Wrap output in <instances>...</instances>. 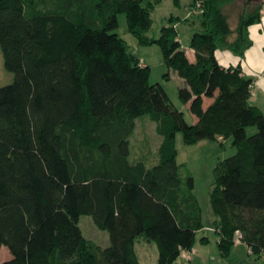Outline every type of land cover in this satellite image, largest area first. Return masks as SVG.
I'll return each instance as SVG.
<instances>
[{
  "label": "trees",
  "instance_id": "16d2710c",
  "mask_svg": "<svg viewBox=\"0 0 264 264\" xmlns=\"http://www.w3.org/2000/svg\"><path fill=\"white\" fill-rule=\"evenodd\" d=\"M162 1L0 0V50L13 75L0 86V248L10 253L0 264H140L137 241L156 244L157 264H180L203 221L194 179L176 160L178 132L186 144L231 140L235 152L215 163L209 189L217 250L225 258L243 242L264 255V115L249 101L254 79L215 54L243 56L264 0H242L236 27L224 10L231 0H193L202 31L191 37L192 57L172 24L187 18L148 34ZM120 13L183 79L178 95L193 124L115 32ZM143 115L161 139L150 166L132 160ZM83 215L108 245L83 234Z\"/></svg>",
  "mask_w": 264,
  "mask_h": 264
},
{
  "label": "rangeland",
  "instance_id": "374dc122",
  "mask_svg": "<svg viewBox=\"0 0 264 264\" xmlns=\"http://www.w3.org/2000/svg\"><path fill=\"white\" fill-rule=\"evenodd\" d=\"M193 0H164L152 12V28L149 35L158 36L161 27L169 24L171 16H179L187 18L186 21L174 20L179 40L183 47L190 49L189 43L192 35L195 32L202 31L201 20L202 15L196 8L191 9ZM231 0L224 5L225 12L231 15L234 7ZM195 7V6H194ZM232 9V10H230ZM239 12V11H238ZM233 23V19H230ZM127 43L128 50L138 56L141 62L150 66V83L159 82L166 89L167 94L176 108L183 112L187 123L193 124V114L190 112L186 103H183L178 95L179 83L176 78L166 79L165 73L171 72L163 60L161 48L157 44L141 45L137 38L128 31L127 17L125 13L118 15V28L115 30ZM13 80L11 72L5 69L3 65V56L0 50V86L7 85ZM254 127L248 130L249 133L254 131ZM202 141V140H201ZM159 143V137L155 131V123L152 122L148 115H143L137 118L135 132L131 138L132 155L138 157L146 155L148 159L154 160L156 157V149ZM175 144L178 151L177 162L184 164V171L187 169L194 179L193 194L195 195L201 207L203 230L196 234V239L191 251H189L193 259L187 260L188 252L183 251L179 257L180 264H264V255L258 257L249 254L247 249L241 247L234 250L227 257H220L217 245L214 220L210 204H209V189L213 181V167L215 163L222 158L230 156L235 152V148L231 145V140H228L224 146H220L218 142L206 140V142H197L194 144H186L181 132L176 134ZM150 164V163H149ZM90 216L83 215L80 217V227L83 234L87 237H93L97 241L103 239V234L91 221ZM92 220V219H91ZM208 237V241L202 242L201 237ZM139 245V246H138ZM145 247L144 252L141 251V244H137L139 258L142 264H157L158 250L155 243L149 244L143 241ZM10 258V253L6 246L0 248V262Z\"/></svg>",
  "mask_w": 264,
  "mask_h": 264
},
{
  "label": "crops",
  "instance_id": "0c3cea01",
  "mask_svg": "<svg viewBox=\"0 0 264 264\" xmlns=\"http://www.w3.org/2000/svg\"><path fill=\"white\" fill-rule=\"evenodd\" d=\"M231 4L234 5V7H232V9H234V11L233 12L231 11V15H230L229 10H228V12H227L228 20H229V23L232 27H236L238 24V19H239V12L238 11L240 10V8L242 6L243 1L242 0H235V2H232ZM191 9H192V3H191ZM232 9H230V10H232ZM262 9H264V6ZM262 9H261V11H262ZM175 17H179V16H175ZM180 19H184V18H180ZM230 19H233V23L231 22ZM257 22L248 27V37L250 40V45L245 50L243 56H238L237 54H235L234 52H232L231 50L226 49V48L216 50L215 54H216V58H217L219 64L222 67L239 66L241 68L243 74H245L246 76L252 77L254 79L253 85L251 87V94H250L249 101L252 105L258 107L260 109V111L262 112V114L264 115V34H263L262 30L260 29V27L258 26ZM183 48L185 49V51L188 52L190 57L193 56L190 49H187L185 47H183ZM142 64L145 65V63H143V62H142ZM170 78H173V79L176 78L177 80H179L178 81L179 86H181L184 83L183 79H181L173 71H172V73L170 72ZM186 105L188 106V104H186ZM193 120H194V118H193ZM160 141H161V139L159 138V143H160ZM227 141L228 140H226L225 142H227ZM199 142H206V140H202ZM215 142H217V141H215ZM132 158H133L132 160L144 158L146 160L148 166H150L151 164H153L157 161L156 158L154 160L148 159L146 155H141L138 157L132 156ZM85 221L86 222L91 221L93 223V221L91 219H86ZM99 231L104 236L102 240L97 241L93 237H90L89 239H92L95 242H97L103 246L108 245L109 237H108L107 232L102 231V230H99ZM206 238H207V240H205V242L208 241V237H206ZM217 240H218V235L216 237V245H217ZM137 244H141L140 248H141L142 253L144 252L145 247L142 246L143 241H137L136 242L135 249H136V252H137V255L139 258L140 255H139V251L137 248ZM241 247L247 249L246 245L243 242H236L232 246L230 253L234 252V250H236L237 248H241ZM139 261H140V258H139ZM140 264H142L141 261H140Z\"/></svg>",
  "mask_w": 264,
  "mask_h": 264
},
{
  "label": "built area",
  "instance_id": "2783aa9c",
  "mask_svg": "<svg viewBox=\"0 0 264 264\" xmlns=\"http://www.w3.org/2000/svg\"><path fill=\"white\" fill-rule=\"evenodd\" d=\"M196 9H198L199 12H202V9L200 8V4L197 3L195 5ZM258 26L260 27V29L262 30L263 34H264V9H262V11L260 12V17L258 19L257 22ZM187 260H192L193 256L191 253H187L186 255Z\"/></svg>",
  "mask_w": 264,
  "mask_h": 264
},
{
  "label": "water",
  "instance_id": "95a60500",
  "mask_svg": "<svg viewBox=\"0 0 264 264\" xmlns=\"http://www.w3.org/2000/svg\"><path fill=\"white\" fill-rule=\"evenodd\" d=\"M248 1H251V0H248Z\"/></svg>",
  "mask_w": 264,
  "mask_h": 264
}]
</instances>
